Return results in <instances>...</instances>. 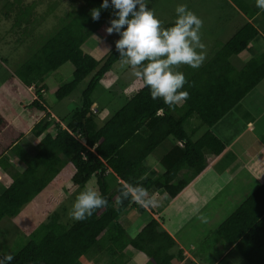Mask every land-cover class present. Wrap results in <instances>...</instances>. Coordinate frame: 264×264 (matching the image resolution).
I'll return each mask as SVG.
<instances>
[{"label":"trees","instance_id":"obj_1","mask_svg":"<svg viewBox=\"0 0 264 264\" xmlns=\"http://www.w3.org/2000/svg\"><path fill=\"white\" fill-rule=\"evenodd\" d=\"M232 1L246 21L208 64L198 68L185 66L181 90H186L188 96L172 108L161 98L153 100L141 78L142 87L133 97L125 98L104 124L96 120L92 94L119 61L115 44L101 60L81 49L93 34L110 26L111 8L101 9L98 20L91 17V11L99 8L102 0H87L84 8L69 12V21L14 75H1L0 169L10 177L11 184L0 193V221L17 215L22 206L48 186L58 188L65 170L69 173L66 194L94 178L96 192L107 201L84 220L63 225L54 217L39 224L31 230L30 240L13 256L11 264H83L81 259L93 252L105 256V264H126L130 252L139 253L149 264H171L182 257L176 241L155 218L134 236L119 219L126 209L154 212L150 206L145 208L132 200L129 189L140 185L147 193L164 190L170 199H176L200 176L211 160L206 156H220L225 150L209 129L264 79V51L256 55L250 47L264 34V11L255 6V0ZM4 7L6 18L14 13V27L28 26L31 15L23 10L22 0H5ZM114 34L119 40V35ZM245 50L252 57L237 70L229 59ZM65 63L72 64L74 71L72 80L55 92L58 100L91 78L81 94V107L65 124L54 121L55 131L51 134L47 132L52 123L43 99L44 77ZM30 87L33 93L28 90ZM194 116L207 128L196 140L185 130ZM28 132L39 139L34 155L19 143ZM169 139L172 144L159 160L163 172L149 174L145 160ZM7 153L21 162L19 169L5 157ZM108 174L114 176L115 187L106 181ZM61 197L65 196L60 193ZM142 199L147 200L145 196ZM52 202L59 200L50 195L47 203ZM215 237L238 250L245 264H264L263 186L219 225Z\"/></svg>","mask_w":264,"mask_h":264},{"label":"rangeland","instance_id":"obj_2","mask_svg":"<svg viewBox=\"0 0 264 264\" xmlns=\"http://www.w3.org/2000/svg\"><path fill=\"white\" fill-rule=\"evenodd\" d=\"M4 3L5 0H0V77L4 75V78H7L9 75H14L16 70L28 61L48 38L69 21V12L76 13L84 8L87 5V0H22V7L25 8L22 9L27 10L31 16L28 26H22L21 28L14 27V17H12L14 13L9 15L10 18L3 15L5 12ZM178 4H185L187 9L191 10L202 21L199 34L200 40L205 46L202 50L205 58L199 67L208 64L215 52L230 40L246 21L232 0H147L148 8L154 12L155 16L161 21L162 26L174 23L176 17L175 7ZM105 29L102 28L93 34L81 47L84 53L91 55L96 60H101L112 49L117 40L114 33L109 35ZM262 37L264 38V34ZM262 46L264 49V43ZM196 50L201 51V49ZM249 53L245 50L239 55L232 56L229 61L238 70L242 66L240 60ZM185 66L187 65L179 64L173 66L172 69L173 71L182 72ZM73 71V65L65 63L59 69L48 73L44 77L46 85L43 94L44 104L49 114L53 116L51 119L60 122L62 125L66 123L74 110L81 107V94L91 78L90 76L79 83L71 95L58 100L55 92L60 85L72 80ZM133 71L135 70L130 66L122 65L120 61L116 62L113 64L111 71L104 76L99 87L93 92V111L96 113V120L100 125L104 124L114 112L120 109L125 98L130 99L142 87L141 78L135 77ZM28 90L30 93L34 91L33 87ZM34 97L32 96L33 99ZM181 103L182 100L177 105H181ZM54 121H51L52 124L47 132L51 133L55 129ZM185 130L192 140H196L206 132L207 128L194 116L185 125ZM170 142L171 139L156 148L145 160L144 166L148 168L155 163L157 158L160 159L167 152H165V148L167 143ZM37 144L38 140L32 136L25 138L23 141V146L31 155H34L38 150ZM5 157L15 168L19 169L22 166L21 162L10 153H7ZM64 172L67 178L64 177V179L61 175L63 181L59 182L58 188L48 186L32 201L22 206L17 215L3 217L0 221V259L8 254L13 257L20 251L30 240L31 230L39 224L46 223L54 217L58 219V223L63 225L75 221L69 217L68 212L76 195L86 186L96 191V183L94 178L90 179L84 187L77 188L72 194H66L65 185H67L69 173L66 170ZM180 176L182 177L181 174ZM106 181L111 187H115V178L112 174L106 175ZM10 183L9 176L0 169V193ZM60 193L65 197L60 198ZM50 195L57 197L59 202L48 204L47 199ZM130 213L127 212L126 215L130 217ZM139 215L142 214L139 213ZM119 220L122 222V219ZM224 221L225 219L222 217L213 219L214 230L211 231L213 236L209 237H205L207 233H204L201 226L194 227L195 233L192 237H204L199 240L196 249L197 256L202 264H206L208 259H213L220 254L219 249H216L218 238L215 237V231ZM135 225L137 224L135 223ZM130 226L134 225L131 224L126 227L130 230L129 233L132 231ZM81 262L83 264H105L106 258L93 252L86 257L84 256ZM220 264H245V261L239 251L234 249L229 255L224 256Z\"/></svg>","mask_w":264,"mask_h":264},{"label":"crops","instance_id":"obj_3","mask_svg":"<svg viewBox=\"0 0 264 264\" xmlns=\"http://www.w3.org/2000/svg\"><path fill=\"white\" fill-rule=\"evenodd\" d=\"M263 43L264 38L261 37L257 42L250 44L253 53L257 55L264 51ZM251 54L250 52L240 60L242 66L252 57ZM51 117L53 116L50 115L48 120L54 121ZM209 131L225 145V150L220 156L207 155L211 160L206 170L176 199H170L164 190L152 189L145 198L152 197L156 201L155 206H150L154 210L153 213L149 210L139 212L136 209H126L120 216L124 227L134 225L130 226L131 236L155 218L176 241L182 252V257L174 259L171 264H202L196 249L199 240L204 237H192L195 233L194 227L201 226L204 233H207L205 237L211 236V231L214 230L213 219H226L259 187H264V79ZM53 132L51 131V134ZM29 136L34 137L28 132L19 142L21 146ZM171 144L167 143L165 152ZM159 160L157 158L155 163L148 167L149 174L155 172L157 175L163 172ZM127 212H131L130 217L126 215ZM216 249H219L220 254L208 259L206 264H220L224 256L234 250L221 240L217 241ZM126 264L149 262L139 253L130 252V260Z\"/></svg>","mask_w":264,"mask_h":264},{"label":"clouds","instance_id":"obj_4","mask_svg":"<svg viewBox=\"0 0 264 264\" xmlns=\"http://www.w3.org/2000/svg\"><path fill=\"white\" fill-rule=\"evenodd\" d=\"M255 6L264 11V0H255ZM109 8L113 18L105 31L109 35L115 32L120 37L115 42L120 63L135 70L134 76L142 78L153 100L161 98L164 104L172 108L186 99L187 91L181 90L185 84L184 74L173 71L172 66L186 64L198 68L203 62L205 54L202 50L205 46L199 34L201 19L185 4H178L174 23L165 28L148 8L147 0H102L99 8L91 11L92 19L98 20L101 9ZM160 114L161 111H158L157 115ZM129 191L132 200L140 206H155L156 201L152 197L142 199L147 195L142 186L137 185ZM106 203L104 197L86 186L76 195L68 215L73 220L81 221ZM12 259L10 254L4 255L0 264H11Z\"/></svg>","mask_w":264,"mask_h":264},{"label":"built area","instance_id":"obj_5","mask_svg":"<svg viewBox=\"0 0 264 264\" xmlns=\"http://www.w3.org/2000/svg\"><path fill=\"white\" fill-rule=\"evenodd\" d=\"M179 145H182L181 143H179Z\"/></svg>","mask_w":264,"mask_h":264}]
</instances>
